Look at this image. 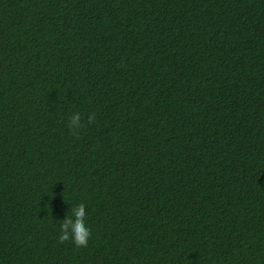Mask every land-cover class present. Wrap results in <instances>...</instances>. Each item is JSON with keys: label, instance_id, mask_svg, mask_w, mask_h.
I'll return each mask as SVG.
<instances>
[{"label": "trees", "instance_id": "trees-1", "mask_svg": "<svg viewBox=\"0 0 264 264\" xmlns=\"http://www.w3.org/2000/svg\"><path fill=\"white\" fill-rule=\"evenodd\" d=\"M0 264H264V0H0Z\"/></svg>", "mask_w": 264, "mask_h": 264}, {"label": "clouds", "instance_id": "clouds-1", "mask_svg": "<svg viewBox=\"0 0 264 264\" xmlns=\"http://www.w3.org/2000/svg\"><path fill=\"white\" fill-rule=\"evenodd\" d=\"M95 119L94 114H89L87 123L91 125L95 123ZM83 127L84 124L79 111L68 117L67 128L73 135H79ZM87 217L88 213L83 204L70 207L65 214V218L60 220L58 242L61 244L70 242L76 248L87 247L92 235Z\"/></svg>", "mask_w": 264, "mask_h": 264}]
</instances>
